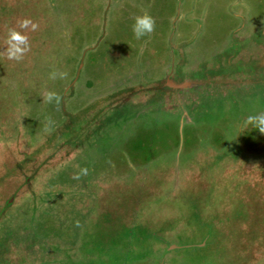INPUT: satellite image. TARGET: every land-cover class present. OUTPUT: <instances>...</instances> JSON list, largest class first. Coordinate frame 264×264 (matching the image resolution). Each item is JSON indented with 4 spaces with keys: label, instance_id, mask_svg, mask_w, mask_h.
<instances>
[{
    "label": "rangeland",
    "instance_id": "rangeland-1",
    "mask_svg": "<svg viewBox=\"0 0 264 264\" xmlns=\"http://www.w3.org/2000/svg\"><path fill=\"white\" fill-rule=\"evenodd\" d=\"M262 111L264 0H0V264H264Z\"/></svg>",
    "mask_w": 264,
    "mask_h": 264
},
{
    "label": "clouds",
    "instance_id": "clouds-1",
    "mask_svg": "<svg viewBox=\"0 0 264 264\" xmlns=\"http://www.w3.org/2000/svg\"><path fill=\"white\" fill-rule=\"evenodd\" d=\"M18 25L21 29L27 28L29 25L32 30H35L37 25L29 19H23L18 21ZM153 19L147 13L138 15L134 18L132 24V33L136 39L144 36L147 33L153 31ZM7 48L5 49L6 58L8 60L20 61L23 58L25 52L28 51L29 45L27 42V36L21 34V32L10 28L6 38ZM56 72L49 74L50 78H55ZM65 73H59V76L63 78ZM44 101L51 102L53 100L59 101V97L55 92H46L43 97ZM251 123L252 126L260 133L264 134V111L257 112L255 114H249L241 121V128ZM81 172H86V169H81Z\"/></svg>",
    "mask_w": 264,
    "mask_h": 264
},
{
    "label": "trees",
    "instance_id": "trees-1",
    "mask_svg": "<svg viewBox=\"0 0 264 264\" xmlns=\"http://www.w3.org/2000/svg\"><path fill=\"white\" fill-rule=\"evenodd\" d=\"M29 20H31L33 23H35L34 22V20H33V18H31V16L29 15V18H28ZM27 30V29H26Z\"/></svg>",
    "mask_w": 264,
    "mask_h": 264
}]
</instances>
